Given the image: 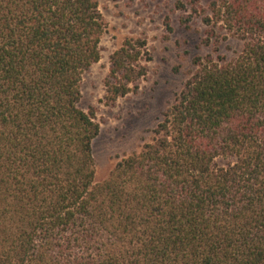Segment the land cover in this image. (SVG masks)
<instances>
[{"label": "trees", "instance_id": "trees-1", "mask_svg": "<svg viewBox=\"0 0 264 264\" xmlns=\"http://www.w3.org/2000/svg\"><path fill=\"white\" fill-rule=\"evenodd\" d=\"M175 7L203 46L239 49L195 56L151 140L96 183L100 127L79 103L97 1L0 0V264H264V0ZM147 54L127 39L110 55L107 104Z\"/></svg>", "mask_w": 264, "mask_h": 264}, {"label": "rangeland", "instance_id": "rangeland-1", "mask_svg": "<svg viewBox=\"0 0 264 264\" xmlns=\"http://www.w3.org/2000/svg\"><path fill=\"white\" fill-rule=\"evenodd\" d=\"M96 1L104 21L100 59L83 74L79 106L92 109L100 127L93 142L95 182L99 183L118 160L151 140L152 129L192 71L195 56L217 50L230 58L239 43L228 40L211 48L203 46L205 28L198 19L186 26L187 14L176 9V0ZM127 39L144 41L150 58L144 63L146 74L131 92L107 104L104 80L109 57Z\"/></svg>", "mask_w": 264, "mask_h": 264}]
</instances>
